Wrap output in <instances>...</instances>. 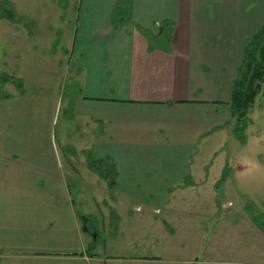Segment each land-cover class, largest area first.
Masks as SVG:
<instances>
[{"label":"crops","instance_id":"0c3cea01","mask_svg":"<svg viewBox=\"0 0 264 264\" xmlns=\"http://www.w3.org/2000/svg\"><path fill=\"white\" fill-rule=\"evenodd\" d=\"M59 1L46 0V19L51 13L65 17V2L63 7ZM120 1L81 0L71 48L59 40L47 49L55 62L59 55L67 59L65 68L62 59L46 69V81L59 70L70 79L62 103L69 121L85 124L96 158L41 155L26 164L19 156L0 155V264H264V234L248 219L242 220L246 232L262 248L248 252L255 258L243 263L216 256L224 230L212 231L213 221L225 226L229 220L225 204L215 205L225 167L212 174L222 157L209 150L212 141L222 146L229 133L235 136L230 107L219 100L228 70L219 35L256 33L264 21L241 19L243 0H128L127 14L115 21ZM11 7L13 18L0 19L14 27L28 19L27 31L16 30L39 35L32 19ZM47 28L53 26L46 21L40 39ZM13 82L9 77L3 85ZM71 137L61 132V145L70 146ZM97 159L113 166L112 184L91 166ZM70 184L78 193L93 187L104 195L102 204L86 209V219L76 210ZM89 216L97 219L90 227Z\"/></svg>","mask_w":264,"mask_h":264},{"label":"rangeland","instance_id":"374dc122","mask_svg":"<svg viewBox=\"0 0 264 264\" xmlns=\"http://www.w3.org/2000/svg\"><path fill=\"white\" fill-rule=\"evenodd\" d=\"M8 1L19 15L24 12L22 13L24 16L32 19L35 23L32 28L37 30L39 35L35 34L34 37H29L26 33L16 30V26H18L23 32H25L24 30L27 31L30 24L28 19H21L23 21L15 24V27L9 20L0 19V138L3 140L2 146H0V155L19 156L22 163L26 164L30 157L41 155L53 157L76 154L86 157L87 154L93 153L92 157L89 156L95 159L96 150L93 151L92 148L95 149L96 147L87 146L91 143V138L87 134L85 124L81 121H69V110L65 105L69 88H65V83L70 79L65 76L64 71L59 70V72L52 71L48 74L46 81V69H53L58 62L62 59V61L65 60V56L59 55L55 57L57 58L55 62L54 57L47 49L53 41L57 44L59 40H61L62 46L71 48L76 28L79 27L77 18L80 13L81 0L59 1L62 6L65 2L62 12L65 16L63 19L58 18L59 14L56 15L55 13H51L46 19V0ZM9 2L5 6L6 8L10 7ZM242 4L241 19L244 20L247 16L253 20L258 17L256 21L259 24L264 21V0H243ZM126 5L127 2H119L113 13V20L116 21L127 14ZM45 20L47 23L50 22L53 28L51 30L47 28L50 32L46 34L44 40L40 39V33L46 23ZM255 34L247 33L246 30L242 29L241 33L235 35H219V39L224 40V46L227 48L228 64V66L226 65L227 75L221 76L222 84L220 87L224 90L219 100L229 107L233 83L240 67L239 63L243 61L246 46L253 40ZM148 35L152 37L153 33H148ZM65 48H61V50L64 51ZM46 58L52 60L51 66L46 65ZM66 60L60 64L62 65L61 68H65L67 65ZM236 64L238 67H235ZM235 68H237L236 76L231 82L230 76ZM9 77L17 83L13 82L12 85L8 86L3 85ZM58 78L62 81L61 88L58 95L54 96V88ZM46 87L49 90H46ZM5 94L10 96L1 97ZM62 100L65 103H62ZM80 127L83 131L78 130ZM63 131L72 134L70 146L61 145L60 137ZM53 133L57 139L55 145H51L49 139ZM81 135L83 136L82 139H80ZM223 137L220 138V143ZM245 137V141H241L236 135L232 136L229 133L227 138L223 140L222 146H218L212 141L209 150L220 152L219 155L222 157L214 162L211 169L212 174H217L220 170L222 172L224 167L226 173L225 180L219 178L221 181L219 185L222 188L218 191L217 198L215 197V205L217 208H221L225 204L226 209L224 210L229 222L224 226L221 223L217 225L216 221H213L212 231L215 227L218 228L219 232L221 229L224 230L223 233L219 234L222 236V241L221 248L215 250L218 253L216 256L223 260L241 259L243 263H248L255 258L249 257L248 252L262 248L258 246L261 245L259 240L256 241L253 238L255 235L250 237V234L246 232V224L242 220H253L264 234V84L248 114ZM33 140H39V145L35 146L36 142L32 143ZM39 146L41 149L38 148ZM98 161L100 165L101 160ZM78 164L83 172L85 163ZM70 185L76 210L79 211V215L83 219L88 218L85 214L86 209L91 211L97 202L102 204L104 195L98 194L93 187H86L83 189V193H78L77 185ZM146 197L150 198L151 195L148 194ZM213 203L214 200H208L211 209L214 208ZM96 220L95 216H89V227L92 226V221L93 224H96ZM91 239L94 240V235ZM111 240L115 245L120 243L117 239Z\"/></svg>","mask_w":264,"mask_h":264},{"label":"trees","instance_id":"16d2710c","mask_svg":"<svg viewBox=\"0 0 264 264\" xmlns=\"http://www.w3.org/2000/svg\"><path fill=\"white\" fill-rule=\"evenodd\" d=\"M124 1L128 2V0H121L120 2ZM8 2V0H2L0 2V16L11 19L14 16L12 7L11 5L9 8L5 7ZM263 84L264 24L256 32L253 40L247 44L243 61L239 67L232 88L230 110L233 117V132L241 141H245V130L248 126V114L253 107L257 96L262 91ZM98 165V160H93L91 162V166L99 169L104 176L109 177L112 184L115 177L113 166L106 167L107 164L103 161H101L99 166ZM225 178L226 173L223 172L221 180H225ZM89 248H93V243Z\"/></svg>","mask_w":264,"mask_h":264},{"label":"water","instance_id":"95a60500","mask_svg":"<svg viewBox=\"0 0 264 264\" xmlns=\"http://www.w3.org/2000/svg\"><path fill=\"white\" fill-rule=\"evenodd\" d=\"M94 235V239L97 240V234L96 232L95 233H92V236Z\"/></svg>","mask_w":264,"mask_h":264}]
</instances>
